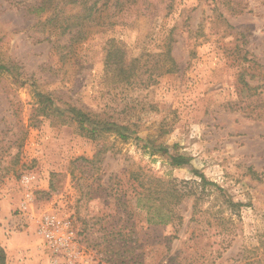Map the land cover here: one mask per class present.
<instances>
[{
    "label": "rangeland",
    "instance_id": "rangeland-1",
    "mask_svg": "<svg viewBox=\"0 0 264 264\" xmlns=\"http://www.w3.org/2000/svg\"><path fill=\"white\" fill-rule=\"evenodd\" d=\"M160 1L150 0L148 16L103 18L73 42L50 36L47 15L30 12L34 0H0L4 264H241L245 249L263 247L264 0ZM111 44L142 61V79L170 45L178 71L150 85L118 82L105 72ZM39 92L54 109L77 107L136 133L91 139L44 110ZM155 147L190 163L173 166ZM196 172L217 186L203 189ZM25 173L36 175L27 191ZM157 178L195 193L176 206L181 220L148 223L147 194L164 187ZM44 213L70 221L73 253L37 233L30 216Z\"/></svg>",
    "mask_w": 264,
    "mask_h": 264
},
{
    "label": "trees",
    "instance_id": "trees-1",
    "mask_svg": "<svg viewBox=\"0 0 264 264\" xmlns=\"http://www.w3.org/2000/svg\"><path fill=\"white\" fill-rule=\"evenodd\" d=\"M163 3L164 0H161L159 7H162ZM149 5L150 0H34L30 12L39 16L47 15L42 24L48 28L50 36L55 31H59V35H71L69 40L77 42L88 37L90 31L86 29L102 24L104 22L103 18L109 19L110 25H115L118 21H113V18H128L133 13H136L137 16H148ZM69 8L70 10L77 8V10L70 13ZM165 55V60L156 68L158 71L154 74L151 73L146 79H142V61L140 59H129L123 48L111 44L105 58V72L108 75L111 74L114 80L121 83L134 84L141 80L140 82L143 84L150 85L159 76L178 71V64L171 54L170 45H168ZM4 70H8V67L0 62V71ZM37 97L39 103L44 105V110L51 109L54 114L60 113L64 122L75 123L81 133L91 139L96 140L105 134H115L122 140L127 141L133 138L136 133L129 125L119 124L109 118L99 117L97 114H91L77 107H70L67 111L54 109L51 97L40 92L37 93ZM136 138H139L137 134ZM155 148L154 151H159L162 155L167 156L173 166H188L190 163L189 157L173 154L167 147ZM195 174L200 181L199 183L194 182L199 186L202 185L203 189L206 185L217 186L216 183L206 180L203 173L196 172ZM155 181L164 185V187L160 186L147 194L148 200L151 201L147 207L148 223L167 225L181 220L182 217L176 211V206L185 195L192 196L195 194L192 192V188L180 191L175 185H172V181L166 182L161 178H157ZM189 183L190 181L185 182V184ZM200 198L198 197V200ZM227 202L229 206L240 205L232 201ZM261 243L263 247L257 246L244 250L241 264H264V240ZM5 261V252L0 248V264H4Z\"/></svg>",
    "mask_w": 264,
    "mask_h": 264
},
{
    "label": "built area",
    "instance_id": "built-area-1",
    "mask_svg": "<svg viewBox=\"0 0 264 264\" xmlns=\"http://www.w3.org/2000/svg\"><path fill=\"white\" fill-rule=\"evenodd\" d=\"M35 180L36 175L34 173H25L23 175L22 185L26 191L31 189V184H33ZM32 202H34V197L30 193L20 204L18 208L19 212L26 214V212L30 210L29 205ZM30 217L35 219L37 223V233H39L52 248L66 252L72 251L73 253V234L71 232V223L69 220L61 221L49 213H44L40 217L36 215H31Z\"/></svg>",
    "mask_w": 264,
    "mask_h": 264
}]
</instances>
